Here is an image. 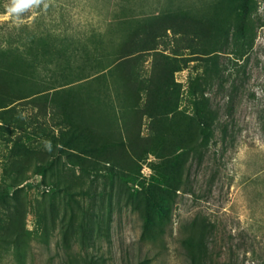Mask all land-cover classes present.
Wrapping results in <instances>:
<instances>
[{"label":"trees","instance_id":"trees-1","mask_svg":"<svg viewBox=\"0 0 264 264\" xmlns=\"http://www.w3.org/2000/svg\"><path fill=\"white\" fill-rule=\"evenodd\" d=\"M103 1L113 10L108 26L121 28V38L112 51L97 31L88 42L75 45L73 39L58 40L49 33L31 31L29 23L13 25L4 44L0 23V137L9 135L6 141L11 144L13 163L27 167L31 159L40 158V151L31 148L33 134L37 128H47L41 122L32 131V118L19 106L53 114L58 132L47 130L50 148L47 157L34 164L33 173L51 183L50 196H63L61 206L49 198L50 210L42 218L59 224L63 244L70 249L74 241L85 247L96 227L105 234L101 217L97 222L90 208L77 198L88 192L75 189L83 177L93 183L103 177L113 186L114 180L122 182L128 190L127 204L142 220L140 241L162 243L178 192L190 191L191 163L201 164L221 121L220 109L213 108L206 92L217 88L231 96L236 91L237 81L247 76L257 31L264 26L258 17L260 0H198L186 8L165 0L155 10L141 14L132 4L142 0ZM4 13V0H0V16ZM169 34L177 46L174 56L160 51ZM181 52H187L185 57ZM150 56L152 69L147 75L141 63ZM192 61H199L201 68L189 81L192 112L188 114L180 109L181 84L175 74ZM40 66L50 72L48 80L35 75ZM145 122L149 134L142 136ZM17 131L22 134L13 139ZM150 155L157 158L152 163L154 174L148 184L141 183V190L135 189L141 161ZM60 164L73 177L56 172ZM26 167L15 178L9 176L14 174L10 170L0 183V204L12 211L1 240L15 243L17 248L30 233L25 229L27 209L18 201L19 191L11 195V190L25 180ZM53 172L49 183L48 175ZM7 177L12 181L7 183ZM207 230L197 219L186 229L182 246L189 264L202 263ZM66 261L97 264L71 253Z\"/></svg>","mask_w":264,"mask_h":264},{"label":"rangeland","instance_id":"rangeland-1","mask_svg":"<svg viewBox=\"0 0 264 264\" xmlns=\"http://www.w3.org/2000/svg\"><path fill=\"white\" fill-rule=\"evenodd\" d=\"M195 1L198 0H174L184 8ZM164 2L142 0L132 4V8L136 13L150 12ZM8 4L10 0H4V7ZM111 11V4L103 0H40L37 6L23 13L21 19L22 24H30L31 31L49 33L58 40L73 39L71 42L75 45L88 42L91 33L97 31L102 33L103 43L112 51L121 38V28L108 26ZM5 17L6 13L0 16L4 44L15 25L12 18ZM258 17L264 22V0L259 1ZM175 48L177 46L169 34L160 51L174 56ZM186 53L180 54L185 57ZM222 58V61L226 60V57ZM75 61L80 62L81 59ZM141 67L149 75L151 56L141 63ZM200 68L199 61H192L175 74L176 82L181 84L180 109H185L188 114L192 112L189 81ZM35 75L45 80L51 77L50 72L47 73L41 66ZM206 94L213 108L220 109L221 121L201 164L192 161L190 191L178 192L173 204L172 222L162 237V243L160 241L157 245L140 241L142 220L127 204L128 190L122 182L114 180L113 186L103 177H98L94 183L83 177L75 189L88 192L77 194V198L90 208L97 222L101 217L105 234H100L96 227L85 247L77 241L72 242L71 249L64 246L59 224L47 223L42 213L50 210L49 198L60 206L62 204V194L50 196V180L54 179L51 175L59 170L72 177L73 173L63 164L57 165L53 174L48 175L50 184L43 182V175L33 173L34 164L40 163L41 157H47L46 149L50 148L51 138L47 130H58L53 125L51 112L43 115L37 108L20 105L23 114L32 118L35 124L30 128L32 131L41 122L46 123L47 129L41 131L37 128L33 134L31 148L40 151V158L35 157L33 162L31 159L27 167L13 163L11 144L8 146L6 141L9 135L0 137V183L10 170L13 169L14 174L9 176L15 178L26 167L25 180L11 190V195L19 191L18 201L27 209L25 229L30 233L23 237L20 248L12 242L5 244L1 235L10 223L12 211L0 204V264H67L69 253L92 259L97 264H137L140 261L144 264H189L182 239L186 229L196 219L208 227L206 254L201 264H264V26L257 31L247 76L237 81L236 91L229 96V93L223 95L217 88H212ZM20 134L22 132L17 131L13 139ZM148 134V122H145L142 136ZM149 158L150 162L147 161ZM156 161L157 158L150 155L141 161V169L142 164L147 162L153 175L152 163ZM79 174L77 169L76 175ZM6 181L9 183L12 179L7 177ZM46 233L47 237L44 236Z\"/></svg>","mask_w":264,"mask_h":264},{"label":"clouds","instance_id":"clouds-1","mask_svg":"<svg viewBox=\"0 0 264 264\" xmlns=\"http://www.w3.org/2000/svg\"><path fill=\"white\" fill-rule=\"evenodd\" d=\"M40 0H10V4L6 5V17L12 18L13 23L20 25L23 23L21 15L26 11L37 6Z\"/></svg>","mask_w":264,"mask_h":264},{"label":"built area","instance_id":"built-area-1","mask_svg":"<svg viewBox=\"0 0 264 264\" xmlns=\"http://www.w3.org/2000/svg\"><path fill=\"white\" fill-rule=\"evenodd\" d=\"M150 158L147 160L148 162H150ZM143 167L141 169V174H140V178H139V181L136 182L134 184V188L135 189H139L141 190L142 189V182H145V184H148L151 177H152V171L149 167H147L148 163L147 162H144L143 164ZM46 190L49 191V188L46 187Z\"/></svg>","mask_w":264,"mask_h":264}]
</instances>
